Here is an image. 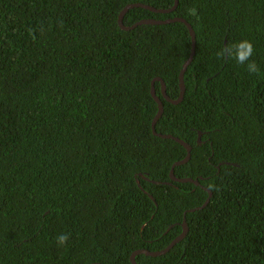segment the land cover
Masks as SVG:
<instances>
[{
	"label": "trees",
	"instance_id": "16d2710c",
	"mask_svg": "<svg viewBox=\"0 0 264 264\" xmlns=\"http://www.w3.org/2000/svg\"><path fill=\"white\" fill-rule=\"evenodd\" d=\"M0 0V264H264V0ZM253 45L258 74L216 54ZM200 133V144H197ZM209 185L212 189L209 190ZM208 204L194 212L208 197ZM69 240L57 246L56 237Z\"/></svg>",
	"mask_w": 264,
	"mask_h": 264
},
{
	"label": "water",
	"instance_id": "95a60500",
	"mask_svg": "<svg viewBox=\"0 0 264 264\" xmlns=\"http://www.w3.org/2000/svg\"><path fill=\"white\" fill-rule=\"evenodd\" d=\"M174 1V4L173 6L168 9V10H158V9H155L151 6H148V5H144V4H140V3H134V4H129V5H126L122 11L119 13L118 15V26L120 29L122 30H125V31H128V30H131L139 25H160V24H165V23H170V22H180L182 24L185 25V27L187 28L188 30V33H189V36H190V40H191V44H190V52H189V55H188V58L184 61V63L182 64V67L180 69V72H179V75H178V87H179V95H178V98L176 100H171L168 98V96L166 95V92H165V83L164 81L161 79V78H155L152 82H151V90H150V93H151V96L152 98L154 99V101L156 102L157 104V107H158V111L155 115V117L153 118L152 120V124H151V130H152V133L157 136V137H161L163 139H171L177 143H179L180 145H182L185 150H186V155L183 159L179 160V161H176L173 163V165L171 166L170 168V173H169V176L171 178L172 181L174 182H182V183H193L195 185H198V182L196 180H193L191 178H183V179H178V178H175L174 177V174H173V171H174V168L176 166H180V165H183L185 164L189 158H190V152H191V146L188 145L187 143L183 142L182 140L178 139L177 137H174L172 135H161V134H158L156 132V129H155V125H156V122L157 120L159 119V117L162 115V112H163V105H162V102L161 100L156 96L155 94V91L153 89V85H154V81H158L160 83V93L162 95V97L172 103V104H178L182 98H183V95H184V82H183V78H184V73L187 69V67L190 65L193 57H194V54H195V34H194V31L191 27V25L183 18H174V19H167V20H154V19H144V20H140L134 24H132L131 26H124L123 25V22H122V19H123V16L125 15V13L129 10V9H132V8H143V9H146V10H149L151 12H154V13H158V12H170L172 10H174L177 6V3L178 1L177 0H173ZM198 139H197V144H200V133L198 134ZM208 192V197L206 198L205 202L198 208H194V209H191V210H188V212H194L196 210H199V209H202L204 208L210 198H211V193L210 191L206 190ZM185 216H186V212L184 213V217H183V223H182V233L176 237V239H174L165 249L163 250H160V251H156V252H150V251H147V250H136L134 251L129 260H130V263L131 264H137L136 261H135V258L137 255L139 254H144L146 256H152V257H157V256H160L162 254H165L166 252L169 251V249L174 246L177 242H179L187 233V227H186V222H185ZM94 264H100V263H94Z\"/></svg>",
	"mask_w": 264,
	"mask_h": 264
},
{
	"label": "clouds",
	"instance_id": "9594fccd",
	"mask_svg": "<svg viewBox=\"0 0 264 264\" xmlns=\"http://www.w3.org/2000/svg\"><path fill=\"white\" fill-rule=\"evenodd\" d=\"M253 52L254 49L252 43L248 40H242L235 44L225 46L216 55L221 58L234 59L238 64L245 65L250 74H258L259 68L256 62L251 59ZM212 187V185H209V190H211ZM68 240L69 235L61 233L56 237V244L57 246L62 247L68 242Z\"/></svg>",
	"mask_w": 264,
	"mask_h": 264
},
{
	"label": "flooded vegetation",
	"instance_id": "af4514ba",
	"mask_svg": "<svg viewBox=\"0 0 264 264\" xmlns=\"http://www.w3.org/2000/svg\"><path fill=\"white\" fill-rule=\"evenodd\" d=\"M196 208H198V207H196ZM194 209V208H193Z\"/></svg>",
	"mask_w": 264,
	"mask_h": 264
}]
</instances>
